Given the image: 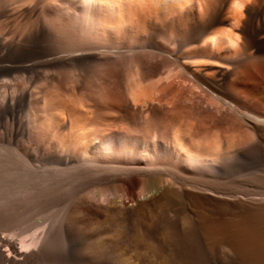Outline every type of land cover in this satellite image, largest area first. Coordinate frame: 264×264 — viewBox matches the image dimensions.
Masks as SVG:
<instances>
[{
  "label": "bare ground",
  "instance_id": "1",
  "mask_svg": "<svg viewBox=\"0 0 264 264\" xmlns=\"http://www.w3.org/2000/svg\"><path fill=\"white\" fill-rule=\"evenodd\" d=\"M32 1L25 0L23 6L19 7L21 15L25 14L23 8L28 9L26 6L37 0ZM64 1L72 5L76 2ZM127 1L128 6H125L128 7L130 43L128 41L126 47L130 53L137 49L157 52L164 67L171 65L180 69L182 75L179 78L188 81L187 83L198 92L190 93L191 97L186 98L184 89H177L174 81L170 80V83L162 85L160 83L157 94L160 107L157 108L152 105L148 88H142L139 93L136 90L137 94L131 95V99H136V102L137 99L144 101L147 120L159 115L163 123V129H153V139L151 133L135 135L136 143L145 148L154 141L160 152L178 156L182 147L187 144L186 139L193 141L199 138L206 149L214 151L205 155L196 151V162L193 161L194 163L188 166L165 162L160 158L148 164L143 162V159L118 162L106 160L102 156L91 158L89 153L91 148H96V141L89 142L82 155L78 154V149L73 151L74 147L70 148L73 152L58 153L56 143L49 142L47 154L42 150L30 153L33 160L41 164L54 161L62 166L57 178L49 177L46 182L44 179L41 183H45V193H54L62 186L63 178H74L78 186L71 201L63 210L60 208L62 217L59 215L61 222L58 225L54 220L51 226L41 228L39 233H32L29 229L33 224L29 223V226H23L21 231L23 234L25 232L24 236L27 232L32 234L26 238L23 236L24 239L21 240L18 238L17 243V240H13L16 233H7L6 228H12L8 210L15 208V193L22 189L21 184L36 187L35 182L38 179H32L31 165L20 157L18 151L0 144V220L10 222L4 225L5 228L1 227L3 234L0 231V264H80L83 261L88 264H146L145 240L152 235L149 233V223L153 232L158 233L165 224V217H171L172 222L165 224L169 229L175 232L186 230L193 238L194 248L199 254L196 264H210L212 260H217L216 264H222L219 260L224 248H228V252L235 256L259 247H262L263 251L264 245L259 241L262 238L261 231L255 223L258 218H264V0ZM8 11L14 13L13 9ZM38 28L41 31L46 30L43 23H39ZM21 40V37L9 30L0 33V77L22 72L28 75L30 84L39 79H44L50 84L59 74L54 68L56 64L85 58L81 53L59 56L58 51L46 53L43 56L45 59L40 62H29L25 65L4 64V58L21 46ZM106 54L104 51L97 53L99 57ZM38 66L53 70L41 72L36 69ZM146 77L147 73L142 74L141 81ZM13 82L0 79V88H11ZM35 89H32L33 92ZM31 93L32 91L28 90L20 91L1 105L0 123L8 117L15 127L6 138L8 145H17L20 139L23 146L26 144L24 134L26 131L30 133L32 127L30 119L28 121V111L31 112L30 109L34 108L42 97L39 92L34 95ZM75 93L66 92L67 101L62 104L61 109V133L70 131L77 125L82 128L86 126L88 117L85 120L81 118L75 103ZM129 102L124 87L118 84L115 90L108 91V100L104 104L100 105L99 101L93 99L90 108L94 116L102 119H108L109 113L115 112L118 117L110 119L108 126L113 127L118 121H125V117L139 114L138 107L129 106ZM179 116L187 117L191 121L190 125L186 124L183 128L185 133H179V127L174 124ZM173 124L177 126H174L175 133L171 130ZM83 134L84 132L81 133ZM107 134L108 138H112L109 137L110 129ZM117 141H121V137H117ZM116 144L111 151V158L115 157ZM191 152L187 150V153ZM40 177L39 184L43 181L41 173ZM18 187L21 188L17 190ZM89 190H92L90 200L87 194ZM39 191L33 196H38V193L40 195L42 192ZM20 192L24 195L29 193L25 190ZM148 197L154 199L142 205L135 222L131 223L127 214L122 212L125 201L135 202ZM24 198L27 200L28 197ZM26 200L25 204L23 203L25 209ZM36 201H39V197ZM204 202L217 205L223 214L222 219L203 213L200 209H205ZM32 203L30 200V204ZM16 205L20 206L22 203ZM33 215L36 216L30 214L31 218ZM40 221L38 223L42 224ZM82 221L89 222L91 227L80 236L72 232V226ZM45 222L47 224L46 220ZM230 223L234 224L235 229H231ZM39 225L38 227H41ZM60 232L71 235V241H68L69 249L59 246ZM231 233L235 240L223 235ZM199 238L208 245L206 248L209 249L207 253L210 259L206 258ZM215 240L218 242H214Z\"/></svg>",
  "mask_w": 264,
  "mask_h": 264
},
{
  "label": "rangeland",
  "instance_id": "2",
  "mask_svg": "<svg viewBox=\"0 0 264 264\" xmlns=\"http://www.w3.org/2000/svg\"><path fill=\"white\" fill-rule=\"evenodd\" d=\"M74 1L76 2L74 5H72L69 4L68 2H65L64 0H37L35 1V3H31L32 5L26 6L28 9L23 8L22 10L24 11L25 9L24 11L25 14L21 15L19 13V10L21 8L19 7L23 6L25 0H0V33L1 34L4 32L6 33L9 30L10 32L12 31V33L14 32V34L17 37H21L22 39L21 46H19V48H17L16 51L9 53L4 58L5 61L4 64L7 65L13 63L15 65H23V64L25 65L28 64L29 62H35V61L40 62L45 59L43 56L46 53L58 52V51L59 53L57 55L59 56H64V55L66 56L69 53H78V54L81 53L84 54L82 57H85L80 60H70L67 63H63V64L60 63L59 65L56 64V67L54 68L55 71L59 72V74L56 75L54 81L50 84L46 83L44 79L36 80L33 84H30L28 75L22 72H16L11 75L0 77V79L3 80L5 79V80L14 81L13 82L14 84L12 85L11 88H6V87L0 88V108L4 101H6L7 99L10 98V96H14L16 93L20 91L28 90L29 92L32 91L31 94L33 95L38 92L40 93V95H42V97H40L39 99V103L33 106L34 108L30 109L31 112L28 111V116H29L28 121L30 119L29 123L30 124L32 123L31 124L32 127L30 133L26 131L24 134V142L26 141L25 146L22 145L21 139L20 141L17 142V145L16 144L14 145L13 143H10L8 145V143L6 142V138L8 137V135L11 134V132L15 129V127L11 123L8 117L1 120L0 123V144H3L9 149H14L18 151L20 157L27 160L29 166L31 165L30 169H32L31 172L32 173L31 175L33 177L32 179L33 180L35 179V181L36 179H38L39 181L40 180L39 178H41L40 177V173H41L43 180L42 182L40 181L41 184L44 182V179L46 182L49 179V177H53V176L56 177L58 175L57 173H59L60 169L62 168L61 165L59 166L54 161L44 162L46 163V165H44L43 162L41 164V162H37L33 160V158L31 157L30 153H37L41 150L47 154L49 151L47 146L49 142L56 143V148L58 149L57 150L58 153H63V152L66 153L68 151L73 152L78 149L79 150L78 154L82 155L84 153V149L87 147V144L89 142L96 141L98 143L96 148L95 149L91 148L89 153V156L91 158H97V157L99 158L102 156L106 158V160L111 159L118 162H126V161L129 162V161H137L143 159L142 161L148 164H152L155 162L156 159L160 158V160L162 159V161L165 162H169V163L174 162L175 164L178 165L183 164L188 166L190 165V163L193 164L194 162H196L198 158L194 154L196 153V151L200 152L203 155L214 151V149H208V148L207 150L203 145L202 140L199 138L194 139L193 141L186 139L187 144H185L182 147V151H180L178 156H174V155L171 156V154L168 152L165 153L160 152L157 149V146L154 141L151 142L149 145H147L148 147L146 146L148 149L146 147L142 148L139 144L136 143L134 139L135 135L139 133H147V134L151 133L150 136L153 139V135H152L154 134L153 129L154 128L163 129L162 126L163 123L159 115H157L152 120H147V117L144 113V108H145L144 101L137 99L136 102L135 101L136 99L134 98L133 100L131 99V95L133 94L136 95L137 93H139L140 90H142V88H148L152 96V105L159 108L160 103L157 100L158 89L162 84L170 83V80L171 82L174 81L175 86L177 85L176 86L177 89L180 88L184 89V94L186 98L191 97L192 94L190 93L198 94V92L194 89V87H192L191 84H188L189 83L188 81H182L179 78L182 75V71L180 69H175L171 65H168L167 66L168 68L164 67L162 64L161 57L159 56V54H156L157 52H154L150 49H139V50L137 49L134 50L135 52L132 51L130 53V51L126 47L128 41L130 43V37L128 34L129 15H128L127 0H74ZM126 4L127 6H125ZM8 9H13L14 13L13 14L10 13ZM39 23L45 24L46 30L41 31L40 28H38ZM124 42H126V44ZM100 51H104L107 54L105 56L99 57L97 53ZM36 69L41 72H47L51 69L53 70V68H49L46 66H38ZM170 70L172 72H170ZM144 73L145 74L147 73V77L144 79V81H141L142 80L141 75ZM118 84L124 87L126 97H128V102L130 101L129 102L130 104L128 103L129 106L132 107L137 106L139 110V114L130 117L127 116L125 117L126 118L125 121H118L116 125H114L113 127L112 126L108 127L110 124V119L117 118L118 115L115 114V112H111V114L109 113L108 119H102L101 117H96L92 114V110L90 106L93 99L99 101L100 105L104 104L108 100V91L115 90ZM183 85H185L187 89ZM126 87H129L130 89L129 88L127 89ZM32 89L33 90L35 89V92H33ZM136 90L137 93L135 94ZM67 91L72 93H75L77 91L75 93L76 107L79 110L81 118L85 120V118L88 117V120L86 122L85 128H82L81 126L79 127L77 125L74 126L75 128H71L70 131L68 130L65 131L64 133L63 132L61 133V130L59 129L62 118L61 109H62V104L67 101L66 98ZM45 102H47L48 104L46 103V105H44ZM50 108L52 110H50ZM27 110L28 107H26V111ZM178 118L179 119H177L176 123L174 124H176L179 127V131H178L179 133H185L183 128H185L186 124L190 125L191 121L188 120L187 117L179 116ZM126 122H129V124L131 123L132 125L130 124L129 126V124H127ZM50 123L52 125H50ZM174 124L172 125L171 128L173 133H175L174 131L177 127ZM56 127L58 128V130ZM108 129H110L109 137L112 138H108V134H107ZM47 130L49 131L48 133H50L49 136ZM83 132L86 136L84 134L81 135V133ZM64 134L65 136H62ZM60 136L63 137L65 141ZM117 137H121V141H117ZM67 138L68 141H66ZM18 144L20 147L18 146ZM115 144L117 146V151L115 157L111 158V151L114 150L115 147L113 146ZM72 147L74 148L72 149ZM70 148L73 151H70L71 150ZM184 149L189 150V152H191L190 150L194 152L187 153V150L185 151ZM202 149H204V151H202ZM104 153L106 154L107 157L105 156ZM50 169L53 170L50 171ZM50 174L51 176H49ZM32 179H30L31 182ZM38 181L35 182L36 187L32 186L33 188L31 187L30 184L29 187H26L28 185L23 186L25 183L21 184L23 190L21 189L20 191H24V190L28 191L29 192L28 194L26 195L21 194L20 191L19 192L16 191L15 193V196L17 197L16 204L22 203L23 205L24 201L26 200L24 197L25 196L26 198L28 197L26 200L27 209L24 208L25 205H23V207H20L22 205L19 206L13 204L14 207L15 208L18 207V209L13 208L14 209L13 210L11 208L8 210L9 211L8 215L11 214V218L9 220L11 222L10 227H12L13 229L12 228L10 229L9 227L6 228L8 229L7 233L9 232L13 234L16 233V236L14 237L15 239L13 240H17L16 241L17 243H19L18 242L19 240L24 239V237L26 238L27 236L32 234L33 231L34 233H39L41 231V228L51 226L54 223V220H56L55 222H58L55 223L58 225L61 222L62 210L71 201L78 186V182L74 178L72 180H70V178H66V179L63 178L62 186L61 187L59 186V188L54 193L51 194L47 192L45 193V191H47L44 186L45 183L41 184L42 186L40 187ZM25 187L26 189H24ZM62 187L63 190H61ZM20 188L18 187L17 190H19ZM40 189L41 191H39ZM38 191L42 193H40V195L38 193V196H33ZM57 193L59 194L57 195ZM87 194L91 195V197L88 195L89 197L88 200H90V198L92 199V190L87 191ZM28 195L30 196V198ZM20 196L23 198V200H21L22 198H20ZM38 197H39V201H36L38 200ZM54 198L56 199L54 200ZM153 199L154 197H148L146 199H141L135 202L126 200L125 207L122 209V212L124 211V213L127 214V216L129 217L130 222L134 223L142 205L144 203H148L152 201ZM30 200L31 203L33 202L36 205H34L33 203L30 204ZM45 206L47 207L49 206V207L47 208ZM58 208L59 209L62 208V210L61 209L59 210ZM203 208L205 209L204 210L200 209L203 213L222 219L223 214L220 211V209L217 207V205L209 202L208 203L204 202ZM43 209H45V211ZM39 210H41V212H39ZM18 211H20V213ZM22 214H24L25 217ZM30 214L31 216L32 214H36V216L33 215V217L31 218ZM19 217L20 219H18ZM22 217H24V219H21ZM46 217L49 218L52 217V219ZM38 219H41L42 224L38 223L40 221V220L38 221ZM34 220H37L38 222L36 221V223L34 224L33 223ZM45 220L47 221L48 225L46 224ZM48 221L50 223H48ZM164 221L165 224L168 221L172 222L171 217H165ZM10 222L5 220H0V225H1L0 231L2 230L1 228L2 226L4 227V225L6 226ZM29 223L33 224L34 226L36 225L35 227L36 229L33 227V225L30 224L32 227L29 229V232L32 233L27 232L26 235L24 236L25 232L23 234L21 229L26 226H29ZM15 224H17V226ZM44 224H46V226ZM78 224L77 225L75 224L76 228L75 225L72 226V230H73L72 232L80 236L84 235L85 234L84 232H86L91 227L90 223L87 221L86 222L82 221L79 222ZM86 224H88L87 225L88 227L86 226ZM165 224H163L164 226L162 227L160 232L154 233L149 223V231H150L149 233H151L152 235L146 237L145 240L146 264H196L197 257H199V254L194 248L193 238L188 234L186 230L183 231L179 230L175 232L171 228L169 229ZM255 224H257L256 226L260 228L261 231L260 237L263 238V239L260 238L259 240L261 242L260 244L264 245L263 242L264 218L263 217L258 218ZM38 225L41 227H38ZM229 225L231 226V229H235L233 227L234 224L230 223ZM16 228L18 229L19 233L18 231H16ZM9 230H14L15 232ZM223 235L227 236L228 239H232L233 237L232 233L223 234ZM68 241L69 242L71 241L70 234L67 233L65 234L64 232H60L58 234V244L60 247L65 249L67 247V249H69ZM199 241L202 245V249L205 250L204 252L207 256L206 258L210 259L208 257L209 254L207 253V251L209 250L207 249L208 245L205 244L206 242L202 241L201 238H199ZM214 242H218V241L215 240ZM261 248L262 247L254 248L253 250L250 249L245 253L238 254L237 256L228 252V248H224L221 251L219 261L222 262V264H264V247H263V251L261 250ZM217 262H218L217 260H212L210 264H216ZM80 264H88V263L83 261L80 262Z\"/></svg>",
  "mask_w": 264,
  "mask_h": 264
}]
</instances>
